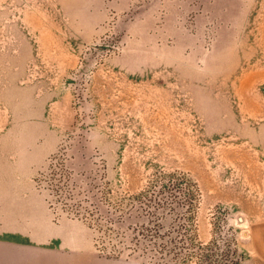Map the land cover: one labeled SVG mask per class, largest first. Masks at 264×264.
I'll return each mask as SVG.
<instances>
[{
  "label": "rangeland",
  "instance_id": "obj_1",
  "mask_svg": "<svg viewBox=\"0 0 264 264\" xmlns=\"http://www.w3.org/2000/svg\"><path fill=\"white\" fill-rule=\"evenodd\" d=\"M138 199L190 232L155 264L243 263L264 218V0H0V251L153 264L114 252Z\"/></svg>",
  "mask_w": 264,
  "mask_h": 264
},
{
  "label": "trees",
  "instance_id": "obj_2",
  "mask_svg": "<svg viewBox=\"0 0 264 264\" xmlns=\"http://www.w3.org/2000/svg\"><path fill=\"white\" fill-rule=\"evenodd\" d=\"M136 205L137 207H135ZM127 208L128 211L133 208H139L140 211L144 213L141 215L143 221L141 223H134V226L131 227L129 232V243L123 245L121 249H114V252L119 254L121 250L127 251L128 255H137L153 264L162 263L169 259L174 262L180 259L184 260V258H182L184 244L190 243L191 245V240L186 237V233L187 236L190 234L188 226H185V229L182 225H177L176 228L171 230L164 228L162 225L165 218L162 212L164 208L161 206L160 202L152 206L150 200L143 201L138 199ZM135 210L136 209L133 211ZM118 212H120L119 215L124 214L122 209H118ZM130 214L131 213L124 215L129 219L131 218ZM109 224L115 227L114 225L116 223L113 221ZM187 240H189V242Z\"/></svg>",
  "mask_w": 264,
  "mask_h": 264
},
{
  "label": "crops",
  "instance_id": "obj_3",
  "mask_svg": "<svg viewBox=\"0 0 264 264\" xmlns=\"http://www.w3.org/2000/svg\"><path fill=\"white\" fill-rule=\"evenodd\" d=\"M115 1L112 3L111 8L115 9ZM3 245L5 246L3 248ZM248 254L242 264H264V218L260 219L257 224L251 227L249 233V241L247 244ZM13 246V252L9 254L8 248ZM19 243H10L8 239L2 241V249L0 251V264H24V253Z\"/></svg>",
  "mask_w": 264,
  "mask_h": 264
}]
</instances>
